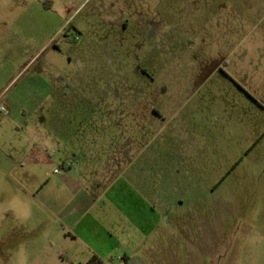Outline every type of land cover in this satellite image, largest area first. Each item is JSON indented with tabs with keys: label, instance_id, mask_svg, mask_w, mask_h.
<instances>
[{
	"label": "rangeland",
	"instance_id": "374dc122",
	"mask_svg": "<svg viewBox=\"0 0 264 264\" xmlns=\"http://www.w3.org/2000/svg\"><path fill=\"white\" fill-rule=\"evenodd\" d=\"M62 1L76 12L53 60L68 75L55 114L75 143L101 149L87 171L71 157L78 176L123 210L202 226L213 264H264V0H0V34L27 38L21 19ZM6 117L0 137L24 141ZM9 154L1 145L0 205L20 194L32 216L0 211V264L21 244L28 264H48L61 238L24 187L37 192L23 173L38 168Z\"/></svg>",
	"mask_w": 264,
	"mask_h": 264
},
{
	"label": "crops",
	"instance_id": "0c3cea01",
	"mask_svg": "<svg viewBox=\"0 0 264 264\" xmlns=\"http://www.w3.org/2000/svg\"><path fill=\"white\" fill-rule=\"evenodd\" d=\"M75 12L70 13L66 1L40 2L33 15L21 19L30 24L27 38L0 34V61L9 69L3 80L0 77V104L7 108L6 119L16 133L26 137L19 143L0 137V147L11 148L14 154L8 156L15 167L38 168L23 173L26 180L35 178L37 192L24 187L52 217L51 229L61 238L53 243L47 263L88 264L97 259L100 264H213L212 243L202 226L191 219L181 223L180 213L157 218L153 209L147 208L145 215L133 213L134 208L123 210L109 193H94L75 172L71 157L86 171L101 160L96 153L101 149L75 143L78 139L55 114L67 101L63 83L68 75L55 73L53 60L61 56L58 40ZM15 85L8 95L6 90ZM57 165L58 172L55 168L43 178L46 168Z\"/></svg>",
	"mask_w": 264,
	"mask_h": 264
},
{
	"label": "clouds",
	"instance_id": "9594fccd",
	"mask_svg": "<svg viewBox=\"0 0 264 264\" xmlns=\"http://www.w3.org/2000/svg\"><path fill=\"white\" fill-rule=\"evenodd\" d=\"M14 211L16 216L27 222L32 216V202L20 194L13 195L9 201L0 205V211ZM29 255L23 244L14 251L11 264H28Z\"/></svg>",
	"mask_w": 264,
	"mask_h": 264
},
{
	"label": "built area",
	"instance_id": "2783aa9c",
	"mask_svg": "<svg viewBox=\"0 0 264 264\" xmlns=\"http://www.w3.org/2000/svg\"><path fill=\"white\" fill-rule=\"evenodd\" d=\"M0 113H7V108L2 104H0Z\"/></svg>",
	"mask_w": 264,
	"mask_h": 264
},
{
	"label": "trees",
	"instance_id": "16d2710c",
	"mask_svg": "<svg viewBox=\"0 0 264 264\" xmlns=\"http://www.w3.org/2000/svg\"><path fill=\"white\" fill-rule=\"evenodd\" d=\"M88 264H100V261L97 259H93L91 260V263H88Z\"/></svg>",
	"mask_w": 264,
	"mask_h": 264
}]
</instances>
